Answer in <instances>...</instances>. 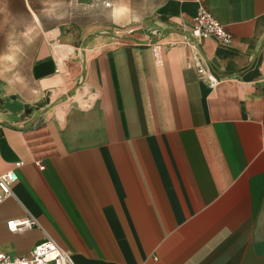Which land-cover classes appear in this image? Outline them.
I'll return each instance as SVG.
<instances>
[{
  "label": "crops",
  "instance_id": "obj_1",
  "mask_svg": "<svg viewBox=\"0 0 264 264\" xmlns=\"http://www.w3.org/2000/svg\"><path fill=\"white\" fill-rule=\"evenodd\" d=\"M201 9L233 35L201 44L216 86L188 69ZM13 171L0 253L49 235L74 264H264V0H0Z\"/></svg>",
  "mask_w": 264,
  "mask_h": 264
},
{
  "label": "built area",
  "instance_id": "obj_2",
  "mask_svg": "<svg viewBox=\"0 0 264 264\" xmlns=\"http://www.w3.org/2000/svg\"><path fill=\"white\" fill-rule=\"evenodd\" d=\"M193 41L190 45L196 52L197 62L189 63L188 69H195L200 80L212 86L220 83V80L212 74L209 62L202 54L201 44L204 40L215 38L224 45L233 43V35L222 25L209 11L201 9L193 20L191 29ZM23 163H18L21 167ZM18 174L13 171L0 175V203L5 199L14 196L13 186L18 181ZM39 226L36 219L28 217L20 220H13L8 223L10 230L14 232L27 231ZM0 264H74L70 254L49 235L45 240L37 244L29 257H16L0 253Z\"/></svg>",
  "mask_w": 264,
  "mask_h": 264
},
{
  "label": "water",
  "instance_id": "obj_3",
  "mask_svg": "<svg viewBox=\"0 0 264 264\" xmlns=\"http://www.w3.org/2000/svg\"><path fill=\"white\" fill-rule=\"evenodd\" d=\"M2 110L15 114L17 112H22L24 110V105L19 101H10L9 99H6L5 104L2 106Z\"/></svg>",
  "mask_w": 264,
  "mask_h": 264
},
{
  "label": "snow or ice",
  "instance_id": "obj_4",
  "mask_svg": "<svg viewBox=\"0 0 264 264\" xmlns=\"http://www.w3.org/2000/svg\"><path fill=\"white\" fill-rule=\"evenodd\" d=\"M9 59H10V57H9Z\"/></svg>",
  "mask_w": 264,
  "mask_h": 264
}]
</instances>
